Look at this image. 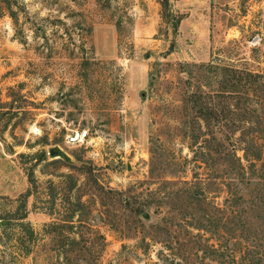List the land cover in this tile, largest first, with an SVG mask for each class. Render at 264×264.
I'll list each match as a JSON object with an SVG mask.
<instances>
[{
  "label": "rangeland",
  "instance_id": "obj_1",
  "mask_svg": "<svg viewBox=\"0 0 264 264\" xmlns=\"http://www.w3.org/2000/svg\"><path fill=\"white\" fill-rule=\"evenodd\" d=\"M175 1L0 0V264H66L73 248L98 253L79 264H232L216 221L195 226L206 203L190 193L222 205L239 178L226 147L254 137L261 158L243 183L264 200V0ZM192 8L206 37L179 26ZM210 60L261 74L238 120L251 129L187 107L206 76L186 62ZM217 85L205 98L231 107ZM76 126L86 139L67 143Z\"/></svg>",
  "mask_w": 264,
  "mask_h": 264
},
{
  "label": "trees",
  "instance_id": "obj_2",
  "mask_svg": "<svg viewBox=\"0 0 264 264\" xmlns=\"http://www.w3.org/2000/svg\"><path fill=\"white\" fill-rule=\"evenodd\" d=\"M166 2L167 0H163L164 4ZM186 64L196 65L200 70L203 69L202 73L206 77L209 76V73L214 74L212 75L213 79L208 80L204 77V82L197 81L193 86L189 84L190 87L186 90L185 96L187 107L194 109L193 112L202 117L204 121L209 120L210 116L219 118L220 115L225 116L227 114L225 111H233L235 117L232 120V124L251 129V126L245 125L246 123L241 124L238 120L246 118L248 113L255 112V106L248 102L250 97L249 90L253 88L254 83L257 86L263 83L262 80L259 81L261 74L248 69H238L234 65H220L214 60L205 63L186 62ZM216 80L219 81V85H217L218 94L221 96L226 94V96H231L235 99V103L231 107L227 104L218 107L217 103H211L209 99L205 98V90L202 87L207 86L208 82L212 84ZM240 140L242 142L241 147H238L236 142L226 147V154L232 155V157H229L231 158L229 161L231 168L234 173L239 174V178L235 175L236 179H234L233 176L232 180L236 182L232 181L229 182L231 186L227 185V194L223 198L222 205H211L208 203L204 189L200 192L192 191L190 193L192 196H189L199 197L206 203L202 207L206 222L198 223L195 226L208 229V223L210 224L213 220L216 221L213 224L219 227V234L222 236V241L218 242L219 247L216 251L219 260L225 261L227 257L231 258L232 264H264V200L258 201L254 196L249 195L248 187L243 183L247 177L246 167L254 168L256 160L261 158L263 145L262 142H258L254 137H243ZM218 143L217 152L220 153L225 144L223 141ZM238 149L243 150V158L247 164H244L240 156L236 154ZM261 176L263 179L259 185V190L264 193V175ZM29 179L32 180L31 174H29ZM259 197L262 198L263 196L260 195ZM191 200L194 202L193 198ZM80 202L78 201V203ZM212 211L216 212L217 216L210 219L212 218L210 214ZM72 215L73 211H71L69 216ZM30 234L32 237L33 232H30ZM64 236L72 242L78 241L76 237L69 234ZM76 249H70L71 251L67 253L62 251L63 256L67 260L66 264H79L77 263L79 256L88 259L96 257L98 254L92 250L83 252L81 248L79 250ZM211 250L215 251L214 249Z\"/></svg>",
  "mask_w": 264,
  "mask_h": 264
},
{
  "label": "crops",
  "instance_id": "obj_3",
  "mask_svg": "<svg viewBox=\"0 0 264 264\" xmlns=\"http://www.w3.org/2000/svg\"><path fill=\"white\" fill-rule=\"evenodd\" d=\"M183 0H176L173 3V7H178L181 8L183 5ZM198 16L199 19L196 18L195 16V10L194 8L191 9L190 13H188L186 16H184L183 18H181V21L179 23L180 28L185 27L186 25H190L194 31H197L199 29V26L201 25V28L203 27V36H207L208 33V28L206 30V28L204 29V22L205 17H206V12L204 10H202L201 12H198ZM194 18V20H193ZM201 20V21H199ZM193 34H195V32H192Z\"/></svg>",
  "mask_w": 264,
  "mask_h": 264
},
{
  "label": "built area",
  "instance_id": "obj_4",
  "mask_svg": "<svg viewBox=\"0 0 264 264\" xmlns=\"http://www.w3.org/2000/svg\"><path fill=\"white\" fill-rule=\"evenodd\" d=\"M87 129L83 127H73L66 134V142L67 143H81L86 139Z\"/></svg>",
  "mask_w": 264,
  "mask_h": 264
},
{
  "label": "water",
  "instance_id": "obj_5",
  "mask_svg": "<svg viewBox=\"0 0 264 264\" xmlns=\"http://www.w3.org/2000/svg\"><path fill=\"white\" fill-rule=\"evenodd\" d=\"M48 152L51 156H60L69 159V155L57 145L49 147Z\"/></svg>",
  "mask_w": 264,
  "mask_h": 264
}]
</instances>
